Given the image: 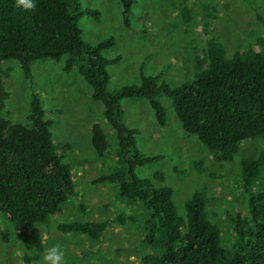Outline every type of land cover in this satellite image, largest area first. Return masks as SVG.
<instances>
[{
  "label": "trees",
  "instance_id": "trees-1",
  "mask_svg": "<svg viewBox=\"0 0 264 264\" xmlns=\"http://www.w3.org/2000/svg\"><path fill=\"white\" fill-rule=\"evenodd\" d=\"M118 1L122 22L129 26L134 0ZM89 15L97 19L98 13L83 9L79 0H35L30 11L16 8L14 0H0V219L8 222L29 253L25 262L39 259V226L60 213L73 189L69 167L52 141L53 121L45 118L37 94H30L25 124L10 119L5 88L10 70L1 64L16 62L23 77L30 80L34 61L63 59V72L76 69L91 99L101 106L102 121L114 134V166L96 182L113 184L121 199L138 208L128 221L137 223L148 250L140 264H264V190L252 188L264 171V149L240 161L247 216L230 217L234 240L224 248L220 230L207 217L205 190L191 193L181 217L173 204V190L164 184L160 172L150 178L135 174L137 168L162 157L138 151L137 132L123 122L122 107L123 101L143 100L162 127L165 110L158 98L170 100L181 130L194 136L215 161L228 163L242 142L264 137V39L229 57L217 40L209 39L193 58L191 80L171 86L140 72L138 84L109 91L108 68L119 57L101 55V50L112 47L113 39L96 46L82 40L78 20ZM181 17L185 23L192 20L186 9ZM89 132L93 151L103 156L109 148L104 129L93 122ZM114 221L125 223L122 215ZM106 226V222L72 221L58 223L56 230L97 242ZM0 238L10 242V231L3 228Z\"/></svg>",
  "mask_w": 264,
  "mask_h": 264
},
{
  "label": "rangeland",
  "instance_id": "rangeland-1",
  "mask_svg": "<svg viewBox=\"0 0 264 264\" xmlns=\"http://www.w3.org/2000/svg\"><path fill=\"white\" fill-rule=\"evenodd\" d=\"M79 3L83 9L98 13L97 19L89 15L78 20L82 40L96 46L113 39L112 47L101 50L106 59L119 57L108 68L109 91L138 84L140 72L171 86L191 80L193 58L209 39L217 40L228 57L234 52L243 53L255 45L256 39H264V0H134L129 26L122 22L118 0H79ZM183 9L192 14L187 23L181 17ZM1 66L10 70L5 81L10 119L25 124L30 94H37L45 118L53 121L52 141L69 167L73 192L60 213L39 226L42 242L36 262H25L29 253L8 222L1 218L0 231L7 228L11 241L5 243L0 238V264H42L44 251L53 245L62 248L63 264H140L148 250L137 223L128 221L138 213V208L121 199L113 184L96 182L114 166V134L102 121L101 106L91 99L90 89L81 76L76 69L63 72V59L34 61L30 80L23 77L14 61L3 62ZM158 100L165 110L162 127L155 123L145 101L122 102L123 122L136 130L138 151L162 157L137 168L135 174L150 178L160 172L164 184L173 190V204L181 217L191 193L205 190L209 199L205 207L207 217L220 230L221 245L229 248L234 240L230 217L247 216V195L239 179L240 161L254 158L263 150L264 137L242 142L232 161L219 163L194 136L181 130L171 101L163 97ZM93 122L102 126L109 143L108 151L101 157L90 145L89 128ZM252 188L264 190V171ZM118 215L123 216L124 224L114 221ZM72 221L106 222L107 226L97 242L56 230L58 223Z\"/></svg>",
  "mask_w": 264,
  "mask_h": 264
},
{
  "label": "clouds",
  "instance_id": "clouds-1",
  "mask_svg": "<svg viewBox=\"0 0 264 264\" xmlns=\"http://www.w3.org/2000/svg\"><path fill=\"white\" fill-rule=\"evenodd\" d=\"M14 6L21 10L30 11L35 8V0H14ZM63 261L64 252L57 245L47 248L42 256V264H63Z\"/></svg>",
  "mask_w": 264,
  "mask_h": 264
}]
</instances>
